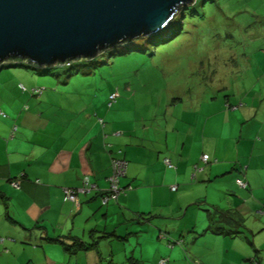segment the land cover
Returning a JSON list of instances; mask_svg holds the SVG:
<instances>
[{
  "label": "rangeland",
  "instance_id": "rangeland-1",
  "mask_svg": "<svg viewBox=\"0 0 264 264\" xmlns=\"http://www.w3.org/2000/svg\"><path fill=\"white\" fill-rule=\"evenodd\" d=\"M174 30L172 41L156 46ZM71 66H2L1 116L11 118L10 96L27 92L17 109L41 110L43 123L61 131L75 123L71 110L116 112L113 124L138 130V144L171 161L183 156L180 173L168 170L179 178L175 193L168 185L162 197L151 189L136 196V210L153 211L136 220V260L264 264V0H195L158 34ZM112 94L119 97L110 107ZM237 176L251 180L250 190L233 186ZM231 206L244 217L234 235L210 229L209 211ZM113 245L122 254L123 244Z\"/></svg>",
  "mask_w": 264,
  "mask_h": 264
},
{
  "label": "crops",
  "instance_id": "crops-1",
  "mask_svg": "<svg viewBox=\"0 0 264 264\" xmlns=\"http://www.w3.org/2000/svg\"><path fill=\"white\" fill-rule=\"evenodd\" d=\"M19 93L25 104L28 93ZM20 97L8 99L10 119L0 111V264H143L136 260V220L145 214L153 218V211L136 210V196L140 199L144 189H151L154 199L163 196V189L169 192L168 185L172 188L174 179L179 180L173 171L181 172L183 156H174L177 168L169 169L164 162L168 154L138 144V130H119L113 124L119 113L103 118L90 110H71L75 123L61 131L43 123L41 110H18ZM116 159L128 163L120 180L125 192L103 205ZM237 178L234 187L242 180ZM17 182L20 188H15ZM67 189L84 190L78 194L79 207L67 199ZM232 207L209 211L210 229L234 235L235 224L221 218L231 211L243 223L242 212ZM114 243L123 244L122 254Z\"/></svg>",
  "mask_w": 264,
  "mask_h": 264
},
{
  "label": "water",
  "instance_id": "water-1",
  "mask_svg": "<svg viewBox=\"0 0 264 264\" xmlns=\"http://www.w3.org/2000/svg\"><path fill=\"white\" fill-rule=\"evenodd\" d=\"M195 0H0V66L96 58L165 30Z\"/></svg>",
  "mask_w": 264,
  "mask_h": 264
},
{
  "label": "built area",
  "instance_id": "built-area-1",
  "mask_svg": "<svg viewBox=\"0 0 264 264\" xmlns=\"http://www.w3.org/2000/svg\"><path fill=\"white\" fill-rule=\"evenodd\" d=\"M23 90H25L24 87H21ZM39 94V93H37ZM119 95L117 94H112L110 97V107H112L117 99H118ZM203 161L204 162H208L209 161V156L205 155L203 157ZM165 164L167 165L168 168L170 169H174V165L172 163V161L170 159H165ZM113 174L110 177V190L108 191L107 195H104L102 197V203L103 205H109L110 203L117 201L118 198L125 192V190H123L120 187V180L121 178L125 177L127 174V169H128V163L124 160H114L113 165ZM239 185L242 186L243 188L247 189V184L243 181V180H239ZM85 185L88 187L90 186L88 179H86L85 181ZM14 186L16 188H20V184L14 183ZM173 191L177 190V187H173L172 188ZM84 190H74V189H67L65 190L66 193V197L68 200H70L71 202H74L78 207H79V200H78V194L79 192H82ZM167 261H162V264H167Z\"/></svg>",
  "mask_w": 264,
  "mask_h": 264
},
{
  "label": "trees",
  "instance_id": "trees-1",
  "mask_svg": "<svg viewBox=\"0 0 264 264\" xmlns=\"http://www.w3.org/2000/svg\"><path fill=\"white\" fill-rule=\"evenodd\" d=\"M183 8V7H182ZM181 8V9H182ZM180 9V10H181ZM192 13H194V9L193 8H190L189 10H188V12H186V13H184L183 15H185L186 17H188L189 15H191ZM175 33H176V31L174 30V31H170L166 36H162V37H157L158 38V40L156 41V46H159V45H161V44H166V43H168V42H170V41H172V39H173V37H174V35H175ZM115 49V48H114ZM108 50H111V49H108ZM103 52H105V51H103ZM79 61H81V60H79ZM76 62H78V61H76ZM9 64H3V65H1L0 66V71L2 70V66H6V67H21V66H27V67H33L32 65H30L28 62H20L19 60H12V61H9L8 62ZM74 63V62H73ZM73 63H70L69 64V66H71V67H73ZM58 66H62V65H57V67ZM54 67H56V66H54ZM35 68V67H34ZM118 160V159H117ZM108 194V192H106L104 195H107ZM103 195V196H104ZM102 196V197H103ZM232 212L231 211H227V212H224V213H222V219H226V220H228V221H231V222H233L234 224H242V219H240L239 217L237 218H235L234 216H232V214H231ZM217 230H218V233H220V234H223V232L224 231H222V230H224V229H221V228H217ZM230 233V232H229ZM231 234V233H230ZM136 264H139V263H136Z\"/></svg>",
  "mask_w": 264,
  "mask_h": 264
}]
</instances>
